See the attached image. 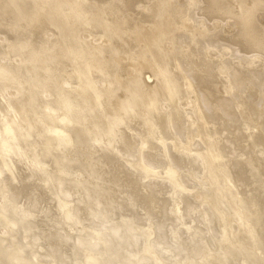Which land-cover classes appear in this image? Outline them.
<instances>
[{
    "label": "bare ground",
    "instance_id": "obj_1",
    "mask_svg": "<svg viewBox=\"0 0 264 264\" xmlns=\"http://www.w3.org/2000/svg\"><path fill=\"white\" fill-rule=\"evenodd\" d=\"M0 264H264V0H0Z\"/></svg>",
    "mask_w": 264,
    "mask_h": 264
}]
</instances>
